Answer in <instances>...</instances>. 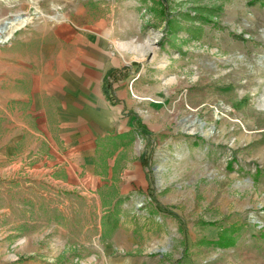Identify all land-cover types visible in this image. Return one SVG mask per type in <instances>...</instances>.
I'll use <instances>...</instances> for the list:
<instances>
[{
    "label": "rangeland",
    "instance_id": "1",
    "mask_svg": "<svg viewBox=\"0 0 264 264\" xmlns=\"http://www.w3.org/2000/svg\"><path fill=\"white\" fill-rule=\"evenodd\" d=\"M19 15L26 35L130 47L112 103L124 85L135 125L122 157L143 160L148 182L117 207L116 188L88 192L75 171L73 188L40 183L45 155L9 176L18 156L0 160V264H264V0H0V29ZM25 113L36 132L11 144L49 151L30 120L42 116Z\"/></svg>",
    "mask_w": 264,
    "mask_h": 264
},
{
    "label": "crops",
    "instance_id": "2",
    "mask_svg": "<svg viewBox=\"0 0 264 264\" xmlns=\"http://www.w3.org/2000/svg\"><path fill=\"white\" fill-rule=\"evenodd\" d=\"M10 22L3 25L7 33ZM22 27L14 29L12 34L18 32L17 35L10 36L11 41L0 49V124L6 131L3 137L6 146L0 149V160L18 156L16 163L3 166L2 173L7 172L9 176L15 168L20 173L22 157L32 153L34 157L45 155L44 161L34 166L40 183L49 182L45 179L49 173L51 182L73 188L79 183V178L78 183L73 181L75 171L83 174L88 192L103 186L116 188V196L111 197L113 204L133 190L144 188L148 181L143 160L122 157L132 144L125 140L109 155L103 152L110 148L107 137L134 129V119L123 114L127 112L123 102L127 99V88L124 85L115 88V96L120 101L116 104L107 99L103 88L106 75L127 64L124 61L130 47L116 44L120 54H115L104 37L26 35ZM77 42L86 47L74 48ZM28 105L42 116L30 120L53 143L49 151L35 147L16 149L11 144L14 131L17 143L27 130L36 132L27 127L25 108ZM101 139L104 142L99 147ZM48 156L52 157L49 161Z\"/></svg>",
    "mask_w": 264,
    "mask_h": 264
},
{
    "label": "trees",
    "instance_id": "3",
    "mask_svg": "<svg viewBox=\"0 0 264 264\" xmlns=\"http://www.w3.org/2000/svg\"><path fill=\"white\" fill-rule=\"evenodd\" d=\"M115 73H116L115 70L110 71L106 75L105 80H104V92H105L107 99L111 102H114V96H113V89H112V84L110 83V80L113 77H115ZM133 138H134L133 132L131 131L130 133H127V134H121V135H117L115 137H107L106 140H108L111 144H113L114 148L117 149L119 146H121L125 143V140H127L128 143H130L133 141ZM102 142H104L103 139L99 140V147H100V144H102ZM106 155H109V153ZM123 201H124L123 199H119L115 205L118 207L121 203H123ZM117 227H118L117 220H115L112 227H111V231H114ZM226 242H227L226 237L223 236V239H222V241H220V243L223 246L224 245L228 246V243H226Z\"/></svg>",
    "mask_w": 264,
    "mask_h": 264
},
{
    "label": "bare ground",
    "instance_id": "4",
    "mask_svg": "<svg viewBox=\"0 0 264 264\" xmlns=\"http://www.w3.org/2000/svg\"><path fill=\"white\" fill-rule=\"evenodd\" d=\"M29 21L28 18H21V17H18L17 19L13 20L11 22V27L12 29L10 30V34H6V35H3L4 33H7V29L6 27H2L0 29V42H3L5 40H7L10 36H11V33L13 32L14 29H17L18 27H22L23 25H25L27 22Z\"/></svg>",
    "mask_w": 264,
    "mask_h": 264
}]
</instances>
